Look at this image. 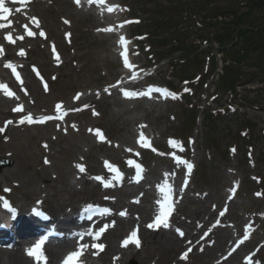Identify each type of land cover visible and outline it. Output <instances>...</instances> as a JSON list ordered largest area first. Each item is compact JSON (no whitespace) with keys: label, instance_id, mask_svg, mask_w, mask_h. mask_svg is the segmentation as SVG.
Masks as SVG:
<instances>
[{"label":"rangeland","instance_id":"374dc122","mask_svg":"<svg viewBox=\"0 0 264 264\" xmlns=\"http://www.w3.org/2000/svg\"><path fill=\"white\" fill-rule=\"evenodd\" d=\"M106 1L112 11L108 7L96 9L91 4L74 5L72 0H27L24 5L9 6L11 16L0 22L6 25L0 27V49L16 59H27L31 65L23 68L26 82L18 87L12 85L17 90L14 99L3 97L0 92V111L24 104L40 114L52 111L55 102L72 105V99L79 100L74 103L76 106L88 107L79 115L59 122L28 123L21 127L12 122L9 131L0 132V142L5 140L3 147L12 153L8 159L13 161L12 167L7 168L10 172L7 181L0 178V191L4 193L7 189L10 192L6 196L15 202L40 204L54 214L72 211L71 207L96 195L105 201L106 193H99L92 175L105 172L103 160L126 165L125 159L136 151V136L146 133L163 152L142 151L133 157L137 156L138 163L145 166L151 181L164 177L174 180L175 191L181 198L179 208L183 215L178 216L181 225L190 227L197 212L205 215L211 210L213 200L220 201L214 215L227 203L230 208L222 221L232 231H238L236 235L253 231L254 243L248 246L250 251L248 247L242 251V258L246 252H252L255 260L249 264H264V72L233 65L241 80H253L238 86L235 98L220 88L221 79L215 82L209 77L206 88L194 89L182 83L180 77L186 74L197 80L213 65L216 73L219 70L220 55L210 60V51H215L216 44L212 43L210 48L201 45L199 37L203 32L208 35L213 32L204 17L206 8L220 11L223 6L234 7L244 12L251 0H245V5L244 0ZM262 13L264 6L245 15L262 23ZM139 20L141 25H137ZM196 20L206 26H198ZM9 34L11 41L6 38ZM149 36L152 45L145 39ZM121 37L129 48V68L117 57ZM146 44L151 47L148 52H156L159 64L152 65L150 59L155 55L145 51ZM21 50L23 56L19 54ZM172 59L177 62L174 69L167 62ZM136 68L142 70L139 77L146 76L126 83L125 74L135 76L131 70L134 72ZM233 75L230 71L227 81ZM149 79L160 85L171 82L173 89L169 93L175 94V98L169 95L161 99L153 94L156 100L151 95L149 98L124 95L130 92V86L135 89ZM141 93L146 91L142 89ZM194 104H199L198 111L188 113ZM208 112L212 119H207ZM4 118L12 121L0 114V121ZM96 129L104 136L98 138ZM240 131L245 140L241 147ZM173 151L187 152L192 164L187 181L182 180L184 169L173 163ZM0 157L6 158L2 152ZM74 163L85 170L74 169ZM233 185L236 194L230 203L225 202L223 198ZM30 186L31 192L26 193ZM122 191L114 190L121 199H111L109 204L119 206L118 209L148 208L146 201L151 194L139 198L140 193L127 196ZM125 198L136 201L131 203ZM106 253L93 252L86 256V261L108 264ZM133 263L138 264L129 257L121 262Z\"/></svg>","mask_w":264,"mask_h":264},{"label":"bare ground","instance_id":"6f19581e","mask_svg":"<svg viewBox=\"0 0 264 264\" xmlns=\"http://www.w3.org/2000/svg\"><path fill=\"white\" fill-rule=\"evenodd\" d=\"M15 3H18L17 0H15ZM58 113V112H55ZM0 114L2 116L7 115H13L15 117H24L28 116L29 113L24 109H9L6 111H0ZM1 124V123H0ZM2 123L1 125H3ZM22 125L21 122H18L17 126ZM2 127V126H1ZM6 131H9V126L6 127ZM4 142H0V152L3 153V155L10 157L12 153L8 151V149L3 147ZM132 156H129L127 160H130ZM11 158V157H10ZM75 167V166H74ZM8 176H10V172L8 169L2 170L0 172V178L7 181ZM130 182V181H126ZM32 190V186L26 191V193H30ZM35 190V189H33ZM155 189L152 188V191ZM210 206L212 207L211 211H208L205 213V216L202 214H196V218H199L201 228H198L197 232L191 231L190 233L183 234L182 237L178 239V236H172L173 232L175 231L171 229L170 233H163V232H157L156 229L149 228L147 225V221L154 215L152 211H145L142 210L140 214L144 213V216L135 217L132 216L129 213V216L127 215L122 220L119 219L118 226L115 229H112L108 236H106V239H104L107 251H111L113 255L117 256V259L119 261H123L122 256L125 253L127 254V257H134L138 261V264H149V262H153V264H246L244 261L241 260L240 253H242V249L246 246V244L243 247H237L234 249V251L228 256V258L223 257L221 260H217L216 258L220 256L222 253H224L225 248L229 247L234 238L236 232L233 234L231 229L228 231L226 229H219V232H215V229L213 228L211 230L214 231V234H218V236L212 235V243L208 244L205 241L197 240L198 237L196 236L198 231L202 228H207L209 220L211 216L214 214V209H216V206L220 203L218 200H213L210 202ZM25 206L23 203H20V208H16L15 212H19L20 209L24 210ZM22 210V212H23ZM23 216V215H22ZM21 216V217H22ZM23 221H25V217L21 218ZM18 222H20V225L22 224V221L18 220L16 222V228L19 226ZM136 224L138 225L140 229V237L142 240V244H140L139 247L136 246V244L130 242L127 245L118 246V240L116 239L117 235L119 237H125L124 232H120V229H126L129 225ZM15 224H13V227ZM27 227V226H26ZM25 227V228H26ZM25 228L19 229V233H21ZM161 229V228H160ZM103 239V238H102ZM185 239L188 240V243L192 245V250L189 252L187 251V258L182 259L178 258L177 254L178 252L184 247L185 245ZM190 239V240H189ZM205 240V239H204ZM244 242V241H243ZM242 242V243H243ZM245 243V242H244ZM239 248V249H238ZM68 249V245L61 244L59 246H56L55 249H52L49 251V260L48 261H55L58 255L63 252L64 250ZM124 255V256H125ZM246 255V254H245ZM154 259V260H153ZM112 258L110 257L109 264L112 262ZM153 260V261H151ZM161 260H163L161 262ZM0 264H33L29 261V256L24 253L22 245L18 244L15 248L7 249V248H1L0 247Z\"/></svg>","mask_w":264,"mask_h":264},{"label":"trees","instance_id":"16d2710c","mask_svg":"<svg viewBox=\"0 0 264 264\" xmlns=\"http://www.w3.org/2000/svg\"><path fill=\"white\" fill-rule=\"evenodd\" d=\"M260 6H264L262 0H251L249 10L257 9ZM214 12H216L215 8L211 14ZM215 38L225 56L223 61L224 76L220 82L222 87L233 89L235 83L241 79V74L236 70L237 68L234 69L235 67L240 69V66H257L260 67L259 71L264 70V21L257 24L254 19L250 20L248 16H236L231 23L223 25L222 31L218 32ZM252 60H255L257 65ZM230 61L232 62L228 63ZM233 65L235 67L232 68ZM230 71L234 75L227 81Z\"/></svg>","mask_w":264,"mask_h":264},{"label":"snow or ice","instance_id":"6c2138e0","mask_svg":"<svg viewBox=\"0 0 264 264\" xmlns=\"http://www.w3.org/2000/svg\"><path fill=\"white\" fill-rule=\"evenodd\" d=\"M77 2H79V0H77ZM113 9L112 8H109L108 11H112ZM10 13V8L9 7H6L5 6V0H0V20H3L4 18L7 17V15ZM126 23H128L126 21ZM0 27H6V25H3V24H0ZM106 31H111L112 29H105ZM28 35H32L31 32L28 33ZM41 35H43V33H41ZM8 40L11 41L12 37L11 35L9 34L7 37H6ZM120 43L121 44H126L127 42L124 40L123 37L120 38ZM21 56H23L25 53L23 52V50H21V52L19 53ZM0 55H3V50L0 49ZM122 55H124L125 57V66L127 67H131V65L128 63L127 61V53H123ZM6 67L8 68H11L13 73L16 75V79L19 80L20 79V76L18 73H16V67L15 65L11 64V63H8L5 65ZM135 78V77H133ZM0 89H4L5 90V93L7 95H12V93L7 89V86L5 84H2L0 83ZM105 91H107V89H105ZM156 91H161L160 89H156ZM149 93H131V92H125L124 95L125 96H133V95H147ZM165 95H172L173 98H175V94H172V93H167L166 90H165ZM60 105L57 104L56 108L57 110L60 109ZM52 117H48V116H45V117H40L38 118V122H43L44 120H47V119H51ZM24 120H27L28 123H32L33 122V119H32V116L29 114L28 116L26 117H23L22 120H21V123L24 122ZM8 123H12L11 121H9ZM0 131H4V129H0ZM141 140L144 141V137H143V134L141 133ZM171 144L175 145L177 142L176 141H170ZM144 146L146 147H150V143L149 142H144ZM129 165H133L134 164V161L132 160H129L128 161ZM181 163H184L186 164L187 168L189 170H191L192 168V164L187 162V161H181ZM79 169L81 172H83L85 169L82 165H78ZM106 167L111 170L112 172L115 173L114 175V179L116 180H120L122 179V174L119 172V170L117 168H115L114 165H111V164H108L106 162ZM135 168H136V178H140L141 177V174H142V167L141 165L139 164H135ZM96 180H102L103 178L102 177H95ZM105 186H108V185H105ZM165 188L167 189L165 191ZM5 191H7V189H5ZM161 191L164 192V199L162 201H157V203L160 205V210H159V213L154 217V222L149 224L148 227L149 228H159L160 226H164V227H168V218L169 216L171 215L172 211H173V204L171 202V199H170V196H171V188L169 186H165V187H162L161 188ZM3 207L5 209H8V208H11L9 203L4 200L3 201ZM86 211H89V212H92V211H99L101 212L102 214H107L109 213V209L107 208H104V209H100V208H96V209H93L91 205H89L88 209H86ZM120 215H126L125 212H121ZM221 215H223V213H221ZM107 228V225H105L104 228H101L98 232H96L95 234H92V233H89V235H93V239H99L101 233H103L105 231V229ZM181 235H183V233H181ZM135 243L137 247L140 246V241L139 239L137 238V233L136 231H132L131 235L128 237V239L124 240V245H127L128 243ZM44 243L43 240H40L39 242H37L32 248H29L27 250V253L29 256H32L35 258L36 261H44L46 258L44 256V253L42 251V244ZM82 247L84 248H87V245H83ZM95 247L97 248H103L104 246L102 244H98V245H95ZM189 252L191 251V249L188 250ZM187 252L184 253V258H187ZM78 255H80L79 252H73V253H70L67 257V259L65 260V264H70V262H72L74 260L75 257H77Z\"/></svg>","mask_w":264,"mask_h":264}]
</instances>
